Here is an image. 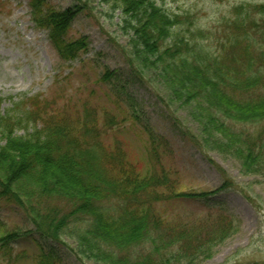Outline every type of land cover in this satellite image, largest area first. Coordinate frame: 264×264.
I'll list each match as a JSON object with an SVG mask.
<instances>
[{
	"label": "trees",
	"instance_id": "obj_1",
	"mask_svg": "<svg viewBox=\"0 0 264 264\" xmlns=\"http://www.w3.org/2000/svg\"><path fill=\"white\" fill-rule=\"evenodd\" d=\"M101 1L120 12V28L129 42L128 48L116 47L136 80L147 87L157 75L166 105L179 104L197 123V132L175 123L180 132L208 156L218 151L234 158L243 174L264 179V2L234 7L220 37L204 28L194 12L173 11L157 0ZM31 6L35 23L49 32L63 60L88 49L86 36L68 37L87 2L76 0L62 10L46 0H31ZM112 73L102 79L109 80ZM4 100L0 97V138L5 141L0 147V198L23 210L42 236L58 243L72 237L76 245L71 250L82 259L195 264L240 229L241 220L225 211L220 217L187 221L180 229L167 225L155 204L166 199L159 188L170 185L167 175H156L151 167L141 172L119 142L106 143L102 134L112 117L101 122L88 106L78 118H69L65 107L54 108V102L39 96L14 100L9 108L2 107ZM125 100L130 118L139 120L138 101L130 94ZM148 134L149 162L159 164L158 145L164 143ZM238 189L225 177L214 191L173 192L168 198ZM19 236L17 231L1 235L0 248H9ZM34 264L62 263L54 253L42 251Z\"/></svg>",
	"mask_w": 264,
	"mask_h": 264
},
{
	"label": "rangeland",
	"instance_id": "obj_2",
	"mask_svg": "<svg viewBox=\"0 0 264 264\" xmlns=\"http://www.w3.org/2000/svg\"><path fill=\"white\" fill-rule=\"evenodd\" d=\"M81 1L87 2L88 8L78 13L68 37L86 36L89 46L75 59L63 60L49 32L35 23L31 0H0V97L5 99L2 107H11L14 100L39 96L41 100L54 102V108L65 107L69 118H78L88 106L96 110L101 122L112 117L113 123L105 127L102 134L106 143L119 142L128 160L141 172L151 167L156 175H167L170 185L164 186L166 190L159 188L166 199L155 202L167 225L180 229L187 221L209 215L220 217L223 215L220 211L241 220L236 233L216 245L209 258L199 257L195 264H264V179L243 174L234 158L218 151H210L208 156L204 148L185 137L175 123L197 132L195 120L179 104L166 105L157 75L152 76L151 86L141 85L116 47L117 43L128 48L129 42V36L120 28V12L112 11L101 0ZM157 1L173 11L194 12L204 28L220 37L227 28L225 22L231 23L234 7L245 2H264ZM46 2L62 10L74 6L76 0ZM108 71L113 72L110 79L103 80ZM127 94L138 101L139 120L130 118ZM148 133L154 135L159 144L164 143L158 145L159 164L155 160L149 162L152 145ZM4 145L5 141L0 138V147ZM225 177L231 178L239 189L209 197L168 198L173 192L214 191ZM255 202L261 207L256 208ZM14 231L21 236L13 240L9 248H0V264H34L42 251L54 253L62 264H101L76 255L71 250L76 245L72 237L65 236L63 243H58L42 236L23 210L0 198V236Z\"/></svg>",
	"mask_w": 264,
	"mask_h": 264
}]
</instances>
